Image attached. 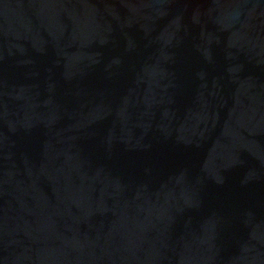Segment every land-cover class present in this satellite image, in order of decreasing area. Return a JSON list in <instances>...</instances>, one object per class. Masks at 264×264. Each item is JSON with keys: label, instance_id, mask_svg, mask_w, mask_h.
Masks as SVG:
<instances>
[{"label": "water", "instance_id": "95a60500", "mask_svg": "<svg viewBox=\"0 0 264 264\" xmlns=\"http://www.w3.org/2000/svg\"><path fill=\"white\" fill-rule=\"evenodd\" d=\"M0 264H264V0H0Z\"/></svg>", "mask_w": 264, "mask_h": 264}]
</instances>
